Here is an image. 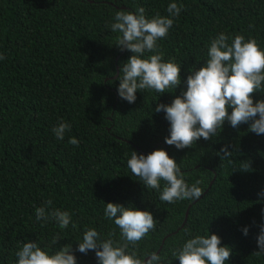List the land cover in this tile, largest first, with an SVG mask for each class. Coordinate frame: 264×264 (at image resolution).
Here are the masks:
<instances>
[{
  "label": "trees",
  "instance_id": "16d2710c",
  "mask_svg": "<svg viewBox=\"0 0 264 264\" xmlns=\"http://www.w3.org/2000/svg\"><path fill=\"white\" fill-rule=\"evenodd\" d=\"M172 2L183 10L157 43L165 62L174 58L181 66L182 84L164 94L138 90L128 103L118 95L119 76L133 53L116 46L119 33L109 24L117 11L138 7L147 18L167 16ZM221 32L255 37L264 49V0H0L6 57L0 60V264H17L15 253L28 241L47 249L57 234L53 251L71 245L77 264H98L94 251L77 249L86 228L103 239L115 230L111 238L121 241L104 216L107 203L153 214L156 227L139 242L141 258L156 252L161 264H179L173 251L197 235L215 234L232 249L226 264H264V253L254 255L264 226V135L225 121L216 136L178 150L165 143L171 127L165 113L154 112L186 91L187 77L205 66L208 46ZM252 98L258 102L264 93ZM61 120L71 125L62 141L52 131ZM225 146L232 157L222 158ZM160 149L179 164L189 186L203 181L199 200L162 202L131 173V151ZM246 161L248 172L242 171ZM49 199L78 227L37 222L36 207Z\"/></svg>",
  "mask_w": 264,
  "mask_h": 264
},
{
  "label": "clouds",
  "instance_id": "9594fccd",
  "mask_svg": "<svg viewBox=\"0 0 264 264\" xmlns=\"http://www.w3.org/2000/svg\"><path fill=\"white\" fill-rule=\"evenodd\" d=\"M182 10V5L172 2L167 7V16L156 13L147 18L143 7H138L135 13L126 10L115 13L109 28L111 32L119 33L116 46L121 51L133 53L121 67L118 88L121 99L135 103L138 90L164 94L181 86V66L174 58L165 62L157 42L167 37ZM146 53L154 54L145 57ZM207 57L205 66L198 71L193 70L187 77L186 91L171 104L158 103L154 109L156 113L164 112L171 126L170 137L165 138V143L174 145L178 150L191 148L200 138L209 140L216 136L225 121L230 122L233 128L250 124V132L264 135V99L254 103L252 98L257 91L264 93V49H261L258 40L251 36L246 39L241 34L230 37L221 32L208 46ZM5 58L0 53V60ZM229 108L232 109L231 114ZM52 131L55 138L62 141L65 134L71 131V125L61 120ZM68 142L79 146L75 137ZM221 153L222 158L233 155L228 146L222 148ZM127 167L148 190H157L162 202L171 204L180 200H199L203 195L202 188L198 186L203 181L196 180L189 186L179 164L163 149L148 155L131 151ZM250 170L251 165L246 161L242 171ZM161 181L164 182L162 190ZM259 195L264 196V192ZM35 216L37 222L44 221L46 224L55 221L60 229H67L70 224L74 229L78 227L72 220V214L54 208L51 199L45 201L44 206L36 207ZM104 216L119 228L122 242L111 238L115 230L108 234L109 238L103 239L95 228H86L77 251L82 254L94 251L98 264H161L163 257L156 252L146 253L144 258L138 252L139 242L156 227V220L150 211L137 210L132 205L126 207L107 203ZM243 232L248 235L247 228ZM60 240L57 234L47 249L37 242L24 243L15 253L17 264H77L71 245L53 251L52 246ZM257 243L260 251L254 255L259 256L264 253V226ZM231 255L232 249L221 246V238L215 234L197 235L172 252L179 264H226Z\"/></svg>",
  "mask_w": 264,
  "mask_h": 264
},
{
  "label": "water",
  "instance_id": "95a60500",
  "mask_svg": "<svg viewBox=\"0 0 264 264\" xmlns=\"http://www.w3.org/2000/svg\"><path fill=\"white\" fill-rule=\"evenodd\" d=\"M122 9L124 8V7H121ZM186 218H187V212L185 213V218H184V221H183V223H182V226H183V224H184V222L186 221ZM175 233V232H174ZM163 242H164V240H163ZM162 247V245L160 246V248ZM159 251V250H158ZM157 251V252H158Z\"/></svg>",
  "mask_w": 264,
  "mask_h": 264
}]
</instances>
